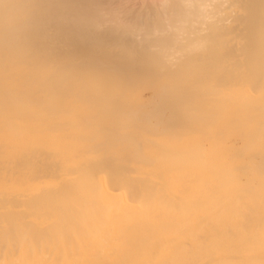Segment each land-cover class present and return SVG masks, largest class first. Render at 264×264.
<instances>
[{
  "label": "rangeland",
  "instance_id": "obj_1",
  "mask_svg": "<svg viewBox=\"0 0 264 264\" xmlns=\"http://www.w3.org/2000/svg\"><path fill=\"white\" fill-rule=\"evenodd\" d=\"M159 1H161V4ZM167 1L169 0H148V2L143 0L142 3V0H99V3L95 4V0H90L91 5L89 2L88 11L91 14L94 12L91 15L90 23L96 22L97 28H95V25L91 28L87 27L86 29L88 30L82 35L83 39L80 37L75 39L77 41L73 39L72 42L67 40L64 42L63 40L65 45L61 40L59 42L61 44L59 46V43L56 44V49H53L58 51L62 57L72 56L71 58H73L74 55H79L80 57L74 58L81 61L82 58L88 59L90 57L91 60L94 59L93 61L96 59L97 62L103 63L104 60L105 62H110L112 59H114L113 61L116 59L123 61L124 59L125 62V57L121 58V56H125L127 53L125 51H128V49L130 50L129 56L134 57L130 60L134 59L135 61L138 58V54L135 55V52L140 49V44L144 46L141 47V50L143 54L145 51L146 55H144L146 58L145 56L141 58V50L140 52L138 51L140 58L137 59V63L134 64V61H130L133 63L132 65L129 60H126L127 62L123 63V65L121 62L115 61L119 63L117 64L118 66L120 65L118 69L120 68L123 71L124 67L126 72H123L129 76V92H131L118 97V100L115 99L111 102L98 100L77 79L65 76L63 73L67 72L69 74L67 71L69 69L66 66H62V62L71 67L74 63L72 60L66 61V58H61L57 61L60 64L58 70L55 67L52 69H41L33 73L28 79L25 64L15 62L12 67L7 69L5 67L6 61L0 55V108H3V111L0 112V180L14 185H23L28 182L29 176L44 177L47 173L51 174L56 169V165L60 164L59 169L62 163L66 161H79L76 158L77 156L75 158L73 156L76 153H79V157H83L88 151H94L105 157L111 161L109 164L111 166L116 165L119 167L122 165L125 167L124 176L126 175L125 177L128 179H137L141 185L146 183L144 184L145 186L147 183L149 185L150 182L152 186H155V189L162 192L164 191L160 188L166 189L163 181L167 180H164L163 177L168 174L177 176L180 182L190 179V182H194L192 185L193 189L202 185L204 186H202L204 188L203 191L206 188L211 190L213 187L211 195L214 196L210 202L205 201L203 211L199 210V213H197V210H195L192 213L196 221L201 220V222L197 221L194 225L192 242L199 243L200 239V241H213L214 238L215 242L217 240L219 242L220 239L222 244L223 242L224 244H230V248L225 247L227 255L232 254V256L234 255L233 257H238L241 255L233 251L235 247L233 248V245H231L232 238L233 241L235 240L234 242L241 240V242L264 241V174L260 171L261 162L264 160V101L251 102L246 96V91L253 92L255 96L258 94L252 86L254 82H252L251 76L244 69L245 55L242 49L245 47V33L247 31L243 28L245 26L242 21L239 20V18L243 19L244 13L237 10L239 7L233 9V4L240 5L238 3L243 1L210 0L211 5L209 2L207 5L205 4L206 7L202 8L203 11L201 10L203 16L201 14L199 17L200 26L194 24L195 26L192 25V27L187 24L186 28L190 29L189 27H192L193 29L195 27L203 30L200 35L205 36L208 41L196 39V44L192 40V45L188 43L191 42V39L187 42L183 41V36L178 38L177 33L180 30L176 29L183 25V20H186L184 18L185 12L190 8L187 7L188 9H186L184 7L186 5H183L186 10H184V14L183 12L180 15L176 14L182 15V19L176 16L177 19H181V22H178L179 20H176L175 16L172 19L170 12L166 14L165 10L173 8L177 10L175 11L176 13H179L182 11L180 3L183 4L184 0L182 2L174 0V4L177 2L176 7L178 6V9L174 7L173 0L170 1L172 7L170 5L167 7ZM165 2H167V5L164 4ZM231 3L233 4L231 5ZM149 5L152 6L149 7ZM154 13H158L161 17ZM157 15L160 18L157 17V20H155L156 24L153 23L152 25V21L156 19ZM166 15L171 18H167L169 21H174L170 23L164 20ZM115 18L117 19L115 20ZM136 19L138 20L137 22ZM159 21L161 22L158 23ZM128 22H131L132 25H129ZM175 23L179 26L176 25L174 28ZM122 24H126V26L124 27ZM167 24L174 25L172 27L168 25L169 29L166 28ZM121 25L123 27H120ZM128 25L130 28H126L129 27ZM213 29L222 31H216L221 33L218 34V38H216L217 34H215ZM128 30L131 34H128ZM166 30L168 34L165 33L167 32ZM231 31L234 33L232 34ZM106 32L110 33L107 34ZM210 33H214L215 37ZM222 33L226 34L223 36ZM103 34L105 35L103 36ZM173 34L176 35L175 38ZM45 35L47 37L51 35V32L46 30ZM168 35L170 36L168 37ZM209 35L210 37L206 38ZM107 36L108 40L106 39ZM172 37L175 41L172 40ZM191 38H195V33L193 37L191 34ZM196 38L199 37L197 36ZM3 40L4 31L0 29V50ZM167 40L174 41V44L169 41L167 42L170 43L168 49H163L161 45L163 41ZM87 41L91 44H88ZM158 41L162 42L160 47L158 46ZM123 43L125 44L123 45ZM145 43L148 46L146 45L145 47ZM208 43L216 46H218L217 44L221 45V57L212 61L218 64L212 66V69L208 71H196L184 78L177 76L181 66L208 50V48H205L211 45H208ZM96 44L98 45L96 46ZM132 44V47L135 45L134 48L137 45V51L135 49L131 50ZM176 44L183 49L178 50L179 48L178 46L176 47ZM187 44H189L188 47ZM121 45L123 48L126 47V49H122ZM171 45L175 47L172 48ZM96 47L100 48L94 50ZM113 49L119 50L116 53L121 56L114 55ZM170 49H172L171 54ZM201 49L204 51H201ZM91 50L96 52L93 53ZM99 51L100 54L102 51L104 52L100 56L92 58L95 53L99 55ZM186 52H196V54L192 53L193 56L190 55L189 59L187 58L189 55ZM183 53L184 55H181ZM103 54H106V57H103ZM37 55L45 56L44 53H38ZM109 55L113 56V58ZM99 58L102 59L100 60ZM115 62H113L114 65L116 64ZM64 77L67 79L63 80ZM9 79L10 81H8ZM42 86L61 92L63 100L59 106L55 107L51 98L47 100V94L43 95L42 89H40ZM18 87H21V89H18ZM88 146L91 147L88 148ZM252 154L253 156L256 155L253 157ZM208 161L211 162L210 166ZM223 164H230V167L227 166V168L234 177L230 184L226 186L223 184L225 182L224 175L217 171V168ZM250 166L253 167L251 168ZM201 171L202 175H199ZM190 177H193V179ZM222 188L223 190H232L237 193L235 195L232 194L233 196L224 194V197H222L221 194L217 193L222 191ZM164 193L166 198L163 200L167 201L168 198L172 200L171 198L173 197L168 195L167 189ZM234 203L236 204L234 205ZM235 206H237V210L234 211ZM231 208L234 209L232 210ZM229 209L233 211V214ZM218 211L220 213H217ZM245 212L248 214H245ZM208 213L210 214L209 217ZM220 214L223 215L221 216ZM204 215H207V217H204ZM242 215L244 216L242 217ZM224 216H226L225 219H228L224 220ZM219 217L222 218L221 221H225H223V226H221ZM212 220L217 223L214 224ZM242 220L247 222L244 223ZM230 222L234 223L230 224ZM235 228L240 230L236 231ZM255 232L258 234L254 235ZM226 233H229L227 234L229 240L223 239L226 238ZM229 235H231V239ZM241 235L242 237H240ZM263 247L261 248L264 249ZM196 248L195 250L193 249L195 254ZM213 255V253L205 255V257L209 258L206 259L204 257L205 260L201 264H208L207 260L214 258Z\"/></svg>",
  "mask_w": 264,
  "mask_h": 264
},
{
  "label": "bare ground",
  "instance_id": "obj_2",
  "mask_svg": "<svg viewBox=\"0 0 264 264\" xmlns=\"http://www.w3.org/2000/svg\"><path fill=\"white\" fill-rule=\"evenodd\" d=\"M146 1L148 2V0ZM170 1L171 0L167 1L168 5L166 4L167 2H165L164 4H166L167 7H169V5L170 7H172L171 4L173 3L174 7H176L177 2L176 4H174V0L172 3ZM209 1L210 0H184L183 4L180 3L182 11L179 10V13H176L175 11L177 10L173 8H167L165 10L166 14L170 12L172 19L175 16V19L179 20L178 22H181L180 20L182 19V15L179 16L180 13L182 14L183 12L184 14V10L188 9L187 7L190 8L185 12L184 18L186 20H183V25L179 26L176 23L175 25L172 24L174 25V28L176 25L180 27L176 28L180 30V32L177 33L178 38L180 36H183V41L187 42L191 39V42H188L190 45H192V40L194 41V44H196V39H199V41L200 39H204V41L206 40L205 36L200 35L201 31L203 30L199 28L196 29L195 27V29L193 28V30L192 27L195 26L194 24H198V26H200L201 22H199V17L202 14L201 10L203 11L202 8L206 7L205 4L207 5ZM238 1L243 2H239L238 4L240 5H234L233 2L231 3V5L233 4V9L239 7V9L237 8V10H240V12L244 13L243 19L239 18V20H241L242 24L245 26L243 28H245V30L247 31L245 33V47H243L242 49L245 55L244 69L251 76L252 82H254V85L252 86L258 94L255 96L253 92L246 91V96L249 101L257 103L259 101H264V0ZM89 2L90 0H0V29H3L4 31V40L0 50V55L5 59L3 60L6 61L5 67L8 69V67H12L13 63L15 62L25 64L27 67V78L29 79L33 75V73H36L41 69H52L55 67L58 70L60 64L59 62L57 63V61H59V59L61 58H66V61L72 60L74 61V63L70 67L66 63L62 62V66H66V68L69 69L67 70L69 74L67 72L63 74L67 77L77 79V81L85 85L89 93L96 97L98 100L111 102L115 99L118 100V97L123 96L127 92H129V76L123 72L125 71L124 67L123 71H121L120 68L118 69L120 65H117L120 62L121 64L126 63L128 60L130 62V59L134 58L131 57V55L129 56L130 50L128 48V51H125V53L127 52L128 54L126 53L125 56L117 54V51L119 50L113 49L115 53L114 55H120L121 58L125 57V59L127 60H125L124 62V59L123 61L120 59H116L117 62L119 61V63L115 62L116 60L113 61L114 59H112L110 62H105L103 57H106V54H103L104 56L102 57L105 63H101L97 62L96 59L95 61H93L94 59L91 60L90 57L86 55L85 56L90 60L82 58V60L84 59V61H80V59L78 60L74 58L78 57L79 55H74V59L71 58L72 56L62 57V55L58 51L53 50L56 49L55 45L58 44L61 40L62 42L63 40L64 42H66V40L68 42H72L73 39L74 41H77L75 39L82 37L83 33H86V30H88L86 29L87 27H94L96 22L90 23L91 15H93L94 12L91 14V12L88 11L92 1L90 2V5ZM180 2H182V0H180ZM98 3L99 0H95V4ZM159 3L161 4V1H159ZM209 4L211 5L210 2ZM183 5H186L184 6L186 9H184ZM150 6L152 5H149V7ZM162 13H164V11H162ZM158 15L156 16V19L152 21V25L153 23L156 24L155 20H157V17H161L160 15V17ZM176 16H179V18L181 19H177ZM201 16H203V14ZM169 17L166 15V19L164 17L163 18L164 20L169 21L167 19ZM117 18H115V20ZM137 21L138 20L136 19V22ZM171 21L174 20H170L169 22L171 23ZM160 22L161 21H159L158 23ZM130 24L132 25L131 22L129 23V25ZM187 24H190L189 26H193H188L190 29H187ZM122 25L120 27H123ZM168 25L169 24L166 25V28H169V26L172 27V25ZM125 26L126 24L124 25V27ZM95 28H97L96 25ZM126 28H130V26ZM46 30L51 32V35H48L50 36L49 39H47L48 36L46 37L45 35ZM218 30L219 29H216L214 31L215 34H217L216 38H218V34H221L218 32H222L221 30ZM197 32L199 35L197 34ZM231 32L232 34L234 33L233 31ZM165 33L168 34V31ZM194 33L195 38L192 39L191 34L193 37ZM128 34H131L129 30ZM174 34L173 36L175 38L176 35ZM196 34L199 38H196ZM210 34H213L214 36V33ZM222 34L224 36L226 33ZM104 35L105 34H103V36ZM108 36L106 38L107 40ZM169 36L170 35H168V37ZM209 37L210 35L208 37L206 36V38ZM172 40H174L173 37ZM172 40H169L171 41L170 43H173L175 41L174 40L172 42ZM169 41H163V44L161 41H158V46L160 47V45L162 44L161 47L163 49H168V45L170 43L167 42ZM89 43L90 42H88V44ZM112 43L114 44V41ZM60 44L61 43H59L58 46ZM124 44L125 43H123V45ZM189 44H187V47ZM209 44L211 43H208V45ZM97 45L98 44H96V46ZM144 45L146 47L147 43H145ZM208 45L206 44V46ZM217 45L218 46L211 44L209 47H205L208 48V50L205 51V53L202 52V55H199L198 57L181 66L177 73V76L179 75L181 76V78H184L196 71L211 70L212 66L218 64L212 61L221 57V45ZM89 46L88 48H90ZM132 46L133 44L131 45V47ZM177 46L178 45L176 44V47ZM131 47L129 46V48ZM134 47H132L131 50L135 49V51H137V45L136 48ZM141 47L144 46H141L140 44V49L138 50L139 52L141 50ZM174 47L175 46H172V48ZM99 48L96 47L94 48V50ZM169 48L171 47L169 46ZM122 49H126V47L123 48L122 46ZM180 49L183 48H179L178 50ZM171 50L172 49L169 50L170 54L172 52ZM198 50L200 51V49ZM138 51L135 52V55L138 54V58H142L146 55L144 50L143 51L145 55L141 50V56ZM201 51L204 50L201 49ZM91 52L93 51L91 50ZM103 52L104 51H102L101 54ZM196 52L192 53L196 54ZM38 53H44L45 56H39L37 55ZM98 53L99 55L95 53L92 58L101 55L100 51ZM192 53H187L189 56L187 57L186 54V57L189 58L190 55L193 56ZM181 55H184V53ZM109 56L113 58V56ZM102 58L99 59L101 60ZM137 59H135V61L133 59L131 62L134 61L133 63L135 64L138 62ZM112 61L116 64L114 65ZM154 62L157 63L156 60H154ZM133 63L131 64L133 65ZM171 66L173 67V65ZM66 79V77L63 78V80ZM8 81H10V79ZM18 89H21V87H18ZM40 89H42L43 95L47 94V100L51 98L55 107L61 104L63 100V95L61 94V92H59L58 90H52V88L45 86L40 87ZM10 100L13 101L12 99ZM2 111L3 108H0V112ZM89 147L91 146H88V148ZM88 152L84 154L83 157H79V153H76L73 156L74 158L77 156L76 158L79 161H66L65 163H62L59 169L58 167L60 164L56 165V169H54L51 174L47 173L44 177L40 176L39 178H37V175L35 177L29 176L27 180L28 182L24 183L23 185H14L12 183H7L0 180V264H201L205 260V258H209L205 257V255H211L212 253L214 254V258L208 259V264H264V249L261 248L264 246V241L241 242L242 240L240 239L241 241L234 242L235 240L233 241V238L231 239V235H229L231 239V245H233V248L235 247L233 251L238 255H241L238 257H233L234 255L232 256V254H229L232 257L227 255V250L225 251V247L230 248V244H224V242L222 244L219 238H217L219 239V242L218 240L217 242H215V238L213 241H200V239L199 243L192 242V230L195 223L199 221H196V219H194L192 213L195 210H197V213H199V210L203 211L205 201L210 202V200L213 199L214 196L211 195V193H213V187L211 188V190L210 188H206L204 191L203 185V187L198 186L197 188L193 189L192 185L194 182H190V179H186L183 180V182H180L178 181L177 176L168 174L166 175V177H163L164 180L167 179L166 181H163V185L168 190V195L173 198H171L172 200L168 198L169 201H166L163 200L164 198H166V194L164 193L166 189L164 190V188H160L163 189L164 192H162L161 190L155 189V186H152L150 182L149 185L147 183V185L145 186L144 184L146 183L141 185V183L137 179H128L127 177H125L126 175L124 176L125 167H123L122 165H120L119 167L116 165L111 166L109 165L111 161H109L105 157L100 156L94 151ZM258 157L260 156L258 155ZM208 163L210 166L211 162L208 161ZM227 166L230 167V164H223L217 168V171L224 175V186L230 184V182L234 178L232 174L229 173V169L227 168ZM260 171L264 174V160H262L261 162ZM199 175H202V171ZM190 178L193 179V177ZM217 193H219V195L221 194L222 197H224V194L231 196L232 194L235 195L237 192H233L232 190H223L222 188V191H218ZM232 198L234 199V197ZM235 204L236 203H234V205ZM236 207L237 206H235V209H231H234L235 211L237 210ZM231 209H229V211H232ZM223 210L225 209L223 208ZM220 211H218L217 213H220ZM196 212L194 213L196 214ZM225 212L227 211L225 210ZM246 213L247 212H245V214ZM209 215L210 214L208 213V217ZM243 216L244 215H242V217ZM204 217H207V215H204ZM225 217L226 216H224L223 219L227 220L228 218L225 219ZM221 219L222 218H220V221ZM205 220L206 219H204V221ZM213 220L212 222L214 223ZM224 220L220 222L221 226H223L225 222ZM242 221L244 223L247 222L245 220ZM199 222H201V220ZM232 223L230 222V224ZM198 226H200V224H198ZM223 233L225 234L224 231ZM227 234L229 233H226V238L222 237L224 240H229V238H227ZM256 234L258 233L255 232L254 235ZM240 237H242V235ZM195 248L197 249L196 254L193 251V249L195 250ZM233 251H231V253L234 254Z\"/></svg>",
  "mask_w": 264,
  "mask_h": 264
}]
</instances>
